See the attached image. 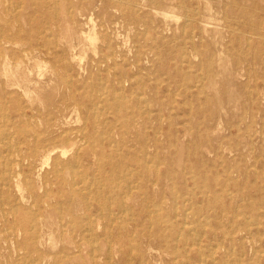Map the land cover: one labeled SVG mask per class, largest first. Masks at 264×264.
I'll use <instances>...</instances> for the list:
<instances>
[{"label":"rangeland","instance_id":"1","mask_svg":"<svg viewBox=\"0 0 264 264\" xmlns=\"http://www.w3.org/2000/svg\"><path fill=\"white\" fill-rule=\"evenodd\" d=\"M131 1L22 0L11 7L7 0H0V9L13 10V15L21 20L29 16L51 21L52 29L47 34L63 46L62 36L67 34V24L55 27L53 23L66 21L65 6H82L85 16L78 19L87 32L93 22L96 25L97 45L89 44L91 42L84 38V44L74 52L54 49L42 54L40 62L31 60L23 68L33 85L22 83V86L8 88L5 93L0 92V97H7L9 107L16 101L24 108L22 110L31 116L32 126L37 115L36 127L45 131L48 98L54 100L62 96L69 97L65 126L68 130L84 127L87 114L95 107L100 108L101 111L96 109L98 112L106 111L99 99L106 96L112 100L116 93L131 102L143 93L150 109L160 110L163 117L158 124L161 128L159 149L151 147L153 142L149 141V152L158 154L159 161L146 177V180H155L159 174L161 181L159 186L141 190L143 195L139 200L147 199L144 207L135 204L138 197L125 198L126 206H134L130 214L112 206L114 216L122 219L120 226L108 224L93 198L98 183L121 182L118 176L111 177L110 166H105V173L99 171L101 164L107 162L102 154H109L112 149L107 144L93 143L89 138H78L75 144L65 146L67 154L61 161L80 166L79 170L81 166L82 170L88 168L80 185L91 191L83 190L82 200H75L78 205L70 216L66 207L69 186L60 187L53 173L54 160L44 165L43 161H37L36 170L26 169L21 193L11 192L14 199L17 196L24 199L19 204L10 203L0 208V264H184L185 261L186 264H264V0H176L174 4L180 3L182 7L174 9L154 0H138L144 4L134 8L136 19L129 15ZM207 2L212 6L208 12L211 15L202 23L198 17L193 20L192 13L198 10L203 13ZM35 3L42 7L34 9ZM53 11L59 12L56 18L51 16ZM90 18L92 23L88 22ZM22 25L30 28L26 21H22ZM251 25H260L263 33H255ZM69 27L73 30L74 26ZM106 36L114 45L112 51L105 41ZM93 45L98 46V56L94 54ZM109 54L115 55L107 64H99ZM136 55L140 56L139 62H134ZM221 57L228 68L211 87L209 71L220 73ZM114 62L134 77L124 78L123 85L119 84L120 65ZM75 102L78 106L73 105ZM87 126V133L93 132L91 126ZM153 126L144 129L142 134H152ZM2 155L0 161L9 154ZM2 167L0 164V169ZM58 168L65 180L75 179V172L69 168L61 165ZM169 172L176 177L170 178ZM131 179L135 186L139 185V179ZM32 185L37 189L38 198L45 196V201L37 202L36 197L31 196ZM157 200L164 202L157 206ZM13 206L20 207V211L15 212L18 218L27 216L34 221L35 224L27 227L28 233L38 231L40 236L47 230L44 243H35L22 231L14 235L3 218L13 219ZM87 206L91 209L88 212L85 211ZM156 208L161 209L166 224L175 225L178 239L170 240L172 242L162 249L159 245L164 243L146 238L157 230L152 222ZM88 213L97 222L93 232L87 229ZM44 216L52 222L49 227L46 223L43 225ZM70 235L75 236L80 252H74V246L66 243Z\"/></svg>","mask_w":264,"mask_h":264},{"label":"bare ground","instance_id":"2","mask_svg":"<svg viewBox=\"0 0 264 264\" xmlns=\"http://www.w3.org/2000/svg\"><path fill=\"white\" fill-rule=\"evenodd\" d=\"M15 1L16 0H7V2H9L11 7L13 5L15 6L17 4H20L22 0H19V2L16 1L17 3ZM51 1L52 2L55 1L54 3L59 2V1L63 3L70 2V0H51ZM175 1L176 0H154L155 3L161 4L162 6L166 5L170 9H174L176 8V6L178 7L181 6L180 3L175 5L174 4ZM142 4L144 3L138 0H132L129 3V5L132 7V11L129 14L130 18L136 19L134 8H139ZM32 7H34V9L36 10H39L40 7L42 6L37 5L35 3L32 5ZM81 7L82 6H77L75 8L73 7L68 8L65 6L64 17L66 18V21L64 22L56 21L53 23L55 27L62 26V24H67V30H68L67 34L62 36V38L64 39V46L61 44H58L52 38H49L47 31L52 29L51 21H41L37 18L31 19V18H28L29 16L23 17V19L21 20L19 16L13 15V10H10L9 8L0 9V92L1 93H5L8 88L12 89V87L16 85L17 86L21 85L22 83L30 84L29 82L30 80H29L27 73H23V68L24 66H26L25 63L31 60L40 62L39 60L42 54L45 55L46 53L50 51L53 52L54 49L74 52L82 44H84L83 42L84 38L86 39V41H90L91 43L89 44L91 45L92 44L97 45L96 41H98L99 43L98 35L96 32V25L94 24L93 19L90 18L88 20L89 23L93 22L92 23L93 26L88 32L84 29L83 23L79 21L78 19L79 17L85 16V14L83 13L84 10H82ZM211 10H212V6L210 5L209 2H207V4L205 5L203 9L204 11L203 13L201 12V10H198L192 13L190 17L193 20H196L199 18L202 23L204 22V20H206L208 16L211 15V14L208 15V12H210ZM57 13L59 15V12L53 11L51 12V16L53 18H56ZM22 21H26L30 23V28H26L25 26H23L24 24L22 25ZM186 21H188V19H186ZM70 24L74 26L73 30H71V28L69 27ZM251 27L255 29V33H260V34L263 33L262 27H260V25H251ZM69 31L73 33H68ZM192 37L193 36L191 35L188 36L189 39H191ZM105 41L108 43L109 50L112 51L114 49V45L111 39L109 38L107 39V36H106ZM95 45L93 46L95 47ZM124 46H126V44ZM97 47H95L96 48L95 53L93 51L95 56H98L96 55L98 53ZM115 47L116 49H118L117 45ZM89 48L87 49V52ZM61 54L64 55V53H61ZM115 54H109L108 56L106 55L105 56L106 58L104 57L105 60L100 61L99 64L101 63L107 64L108 61L111 58H113ZM222 55L224 54L222 53ZM56 58L59 59L61 57L56 56ZM134 59H135L134 62H139L140 56L136 55L134 56ZM114 63L116 66L120 65L117 62H114ZM43 65L45 64L43 63ZM218 65L220 68V73L218 75L211 73L209 71L210 74L208 75V79H209L211 87L216 85L217 80H218L217 77L225 74V71H227V68H228V67L226 68L227 66L226 60L222 57L221 59H219ZM124 69L125 68H123L122 65H120V71L117 74L119 84H122L121 81L124 78L134 77L132 75H127V72ZM42 71L44 72V70ZM99 81H100V78H99ZM70 82L72 81L70 80ZM31 84L33 85V83ZM219 93L220 92L218 91L216 94L219 95ZM133 96L134 95H132V97ZM124 97L125 96L123 94L116 93L114 97L112 98V100H110L106 96H102L99 99V102L102 103V105L105 104L106 111H103L104 110L103 109L102 110L103 112H98L96 110L98 108L95 107L92 112H89L87 114L88 117L86 118V122L89 126H91L93 130V132L88 134L86 131L88 128L87 124L80 129L78 128V129L68 130L65 128V126L68 124L67 115H66V110L68 109L67 108L68 107L67 103L69 99L68 96H62L60 99H54V100L52 97L48 98L47 109H48L49 116H47L45 120L47 127H46V130L43 132L37 129L36 127V124H37L36 121L39 119L37 115H34V119H36V121H34L35 124L32 126V124L29 121L31 119V116H29L25 110H22L24 108H22L21 105H19L15 101L14 102L15 105L11 108L9 107L7 97L1 96L0 97V123L4 120L5 124H3V126H0V156L2 157L3 156L2 154L4 153H7L9 155L7 158L3 157L4 160L0 161V164L3 165L2 169H0V189H1L0 208H3V206L5 205H10V203H13L14 205L19 204V201H21L23 196L22 197L17 196V198L14 199L11 192L20 191L21 193L22 175L26 169H28L29 171L36 170L37 161H43V165H44V164H48L50 160H54L55 165H54L53 173L56 175V178L59 180L60 187H62V189H65L66 186H69L68 189L70 193V198L66 200V207H67L68 214L71 216L76 205H78V203L75 202V200L77 199L82 200V198L80 197V194L83 193V190H86V192L91 191V188H88V189L82 188V186L80 185L82 182L81 180H83L87 175L86 170L88 168L84 167V170H85L84 171L82 170V166H81L80 168L81 171H80L79 170L80 166L77 168V166L72 165L71 162L65 163L61 161V159L64 158V156L67 154V151L64 149L65 146L75 144L78 138L80 139L82 138V140L83 139L87 140V138H89L90 140L93 141V143H101L105 145L107 144L112 149L111 153L102 154V156L107 158V162H103V164H101L99 171L101 173L103 172L105 173L106 171L105 166L108 165L110 166L111 177L118 176V180H120L121 182L116 183V182H113V180H106L107 182H105V184L98 183L96 185L97 186L96 190L94 191L95 197L94 198L92 197L93 200L97 201L99 205L98 209L100 213L102 212L106 216L108 224L109 225L117 224L120 226V222L122 219L121 217L120 219L114 216L112 206L113 207L118 206L122 211L124 212L126 211L125 213L130 214L129 212L134 206L132 207L126 206L125 201H124L125 198H127L128 200L130 198L131 200L135 197H138V199L134 200L135 204L137 206L140 205V207H144L147 199L146 200L143 199L142 201L139 200V198L141 199L140 195H143L142 193L140 194L141 190L145 188H153V187L159 186L160 181H161V176L159 174H157L155 180H146V177H147L148 171H150L151 168L153 167L155 168L156 164H158V161H159L158 154H152L149 152V148H150L149 141L153 142L151 143V145H153L151 147H154L156 150L159 149L160 142L158 139V134H160L161 128L158 124H159V121L163 117L161 118L160 116L161 115L160 110L153 111L152 109H150V104L146 103L144 101L145 99H143V93L140 94L137 100L132 101V102L126 101L125 100L126 97L125 98ZM73 105L78 106V103L75 102ZM101 109H102V106H101ZM34 110H37V109H34ZM98 110L101 111L100 108ZM110 114L112 115V117H109ZM154 121L156 122L155 124H154ZM80 123H81V120H80ZM80 123L78 124L80 125ZM152 125L155 126V127L154 126L152 127V132H153L152 134H149V135H146L145 133L142 134L144 129L145 130L149 129V127L151 128ZM160 125H161V122H160ZM99 128H102V131L99 132L98 131ZM58 165L64 166L65 168H69V171H71L72 173L75 172V176H74L75 179L73 178L72 181L65 180L61 174L60 168H58ZM173 174L175 175V173ZM173 174L172 172L168 173L169 177L172 179L176 177ZM132 177H135L140 180V183L138 186H135L133 184L134 181L131 179ZM128 180H131V181L129 182ZM122 182H124L123 185H122ZM36 190L37 189L35 185H32L31 196L36 197L37 202L45 201V196L38 198V195L36 194ZM105 193H111V195L106 196ZM174 200H176V197H174ZM163 202L164 201L162 200H157L156 205L161 206ZM89 210L91 209L88 206L85 207L86 212H88ZM19 211H20L19 206L17 208L13 206L11 207V214L13 216V219L9 220L7 216H3V218L7 222V225L12 230L14 235L16 234V232L22 231L26 235L28 234L27 236H30V238L28 239L33 240L35 243H38V242L44 243V241H46L44 239H45L47 230L43 231L40 234V236H39L38 231L35 233L33 232L28 233L27 227L30 226L32 223L33 224L35 223L33 220L27 219L26 218L27 216H23V218H18V216H16L17 215L16 213ZM57 211L59 215L60 211L59 210ZM154 212L156 216L153 217L152 220L154 221L152 222L153 224H155V227H157V230L152 232V234L147 235L146 238H148L149 240H153V239L158 240L161 243H164V244L159 245V249H162L165 246H167L168 243L172 242L170 240H173V241L178 240L176 239V233L174 231L175 225L172 223L166 224V221H164V215L162 214L160 208H156ZM44 217L45 219L43 220V225H45L46 223L47 224L46 226L49 227L48 224L52 222L50 221V218L48 217L46 218V216ZM130 218H131L130 220L133 219V217H130ZM86 219H87L88 231L93 232L95 229V224L97 222L94 219H92L89 213ZM156 222L161 223V225L163 226L162 227L158 226ZM53 225L54 224H52V226ZM35 227L38 228L37 225ZM49 233H51V230H49ZM51 237H50V240L52 241L53 245H55L56 247V242L53 240V237L52 238ZM75 240L76 239L74 235H70L66 237V243L74 246V249H75L74 252H80L81 248L79 245H77V242ZM69 249H72V248H69ZM153 252L156 253V251H153ZM184 264H186V261Z\"/></svg>","mask_w":264,"mask_h":264}]
</instances>
